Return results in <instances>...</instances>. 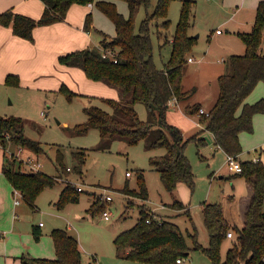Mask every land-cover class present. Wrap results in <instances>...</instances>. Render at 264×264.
<instances>
[{
  "label": "trees",
  "instance_id": "trees-1",
  "mask_svg": "<svg viewBox=\"0 0 264 264\" xmlns=\"http://www.w3.org/2000/svg\"><path fill=\"white\" fill-rule=\"evenodd\" d=\"M45 9L39 19L8 10L0 14V25L11 28L14 35L35 42L33 35L37 27L49 26L66 19L72 5L95 6L109 18L116 29V36L101 42V48H86L59 57V63L68 67L79 68L86 77L101 82L118 92V100H103L112 109L111 112L98 106L87 107L84 112L87 121L78 125L75 132L86 134L90 130H98L103 141L101 150H108L116 140L132 146L145 141L147 150H161L163 155L150 160L151 167L158 171L161 181L170 193H174L178 185L183 183L191 189L195 187V174L192 165L185 155L190 141L198 147L205 142L196 137L186 138L182 130L172 125L167 119L171 106L170 101L186 100L191 93L183 91V73L197 39L189 35L194 0L182 2L180 18L175 32L169 36L171 20L169 16L170 0H158L155 10L148 11L152 0H122L127 4L128 17L118 9L116 0H42ZM146 9V18L138 28L136 19L140 9ZM157 23V36L163 46H171V55L163 69L154 61V43L152 26ZM92 14L87 15L85 30H92ZM237 35L245 45L243 55H231L228 59L227 73L219 77V94L215 105L200 114L199 104L188 105L185 113L189 116L199 115L204 130L212 133L216 145L227 155L236 158L242 153L241 133L254 131L255 116L264 113V99L248 103L247 98L259 82L264 83V0L257 8L253 30L249 33L238 32ZM225 63V61H224ZM6 84L11 87L20 86V78L10 75ZM60 92L68 99L83 96L63 85ZM144 105L147 110L146 121L140 119L137 106ZM25 120L21 117H0V140L3 146V174L12 187L21 193L22 199L34 208L37 198L46 189L59 182L60 177L50 176L41 170H21L13 155L7 154L8 146L18 150H27L36 156L44 153L41 143L29 139L25 135ZM56 162L61 169L71 170L63 165L64 154L57 151ZM257 152L258 162L254 160L240 161L242 172L229 176L230 179L242 177L249 186L251 198L244 211L243 225H232L225 218L223 206L219 203H203L202 214L209 234V246L203 247L197 240V229L190 234L194 241V250H201L212 264H264V151ZM45 154V153H44ZM74 170L81 173L87 160L85 151L71 152ZM238 159V158H237ZM138 189L133 190L129 184L121 190L128 197L146 202L149 193L145 184L143 171H138ZM81 192L75 185L66 183L56 205L63 208L70 203L80 201ZM89 213L101 212L104 205L93 199ZM177 210L188 207L176 200L172 204ZM140 219L129 230L119 233L114 244L117 253L129 260L141 261L144 264H179L178 260L190 256V248L181 228L152 213L148 208L140 209ZM103 214V212H102ZM233 232L235 240L223 261L221 249ZM36 241L42 235L39 227L33 228ZM51 237L54 242L56 259H38L22 256L24 264H81L82 252L76 237L67 231L55 229ZM180 262V263H181Z\"/></svg>",
  "mask_w": 264,
  "mask_h": 264
},
{
  "label": "rangeland",
  "instance_id": "rangeland-1",
  "mask_svg": "<svg viewBox=\"0 0 264 264\" xmlns=\"http://www.w3.org/2000/svg\"><path fill=\"white\" fill-rule=\"evenodd\" d=\"M116 1L120 11H125L127 15V4L122 0ZM183 1L170 0L168 19L171 20V27L168 32L169 36L175 32ZM194 1L195 6L192 10L194 27L191 34L197 39V42L190 56L196 55L194 57L197 60L202 59V61H195L193 64L187 63L186 66L192 71L195 70L194 77L196 76V78L192 85L198 86L197 96L192 98L191 105L197 103L205 105L206 101H212L215 91H219L217 76L223 72L227 73L229 56L223 57V55L226 51L240 50L237 47L238 41L241 45L243 42L240 38V40L237 38V41L234 36H228L235 29L233 23L216 26L218 24H213L212 21L218 20V16L210 17L208 20L204 17L205 12L206 15L213 13L211 8L218 0ZM157 3L158 0H152L148 9L150 13L155 10ZM229 8L230 6L227 8L228 12L230 11ZM145 18L146 9L142 7L136 19L137 31ZM107 22L111 27L113 26L109 18L101 14V18L96 21V24L104 27ZM217 27L227 37H223L221 41H209L207 35L213 28ZM108 31L111 34L114 32L111 29ZM163 36L164 33H162V40L160 41L157 36V23L154 22L152 26L153 57L160 69L165 67L171 55V46L169 44L163 46L162 42L169 37ZM108 38L110 39V37ZM224 46L227 49L232 48L227 50L224 49ZM243 53L245 52L242 51L241 54L243 55ZM262 54L264 55V42ZM223 59L225 63H222ZM188 80L185 77L187 83L190 82ZM101 92L98 91V95H83L68 99L60 91L30 95L26 92L21 93L11 86L0 90V117L8 116L10 111H21V113L26 114V117H22L25 120V135L29 139L40 142L45 153L36 156L30 151H20L16 147L9 148L8 146L6 149L8 156L12 158L11 151L14 152L18 165L19 163L21 165L23 160L22 165L19 166L21 170H41L50 176L60 177L58 183L51 188H46L39 195L35 208H31L20 200L22 230L20 236L23 239V244L27 245V249L31 248L32 250L27 254V257L54 258L51 234L53 230L61 229L78 240L82 252L81 264H144L141 261L123 258L121 253L118 254L114 239L119 233L132 229L137 224L140 219V209L145 207L150 209L157 218L175 223L181 228L191 250L190 256L183 258L180 264H212L201 250H194V241L190 234H194L196 228L198 243L207 248L209 246V234L202 214L203 203H219L225 207L227 201L234 203V198L237 203L240 200H247L250 189L245 179L242 177L230 179L229 176L234 175V173H231L226 165L227 156L222 150L214 147L211 133L203 131L204 128L200 123L196 120L193 122L185 116L182 110L189 104L184 102L185 106L182 105V110L177 107L168 110V121L180 128L186 138L194 136L199 140L197 132H201V137L205 139L206 144L198 147L194 141H190L185 149V155L195 174L194 189L181 183L174 193H170L164 187L160 173L150 165V160L163 155V151L147 150L145 141L130 146L121 140L114 141L108 150H101L99 146L103 147V141L98 130L92 129L86 134H78L74 131L78 125L87 121L84 112L87 107L98 106L109 112L112 111L103 100L114 99L99 96ZM136 109L140 119L146 121L148 114L145 106L140 104ZM42 112L45 115L47 113L46 118L41 117ZM246 136H249V142H245L243 145L241 157L238 158L241 161L254 160L257 157L255 149L258 148L257 150L260 152V146L264 147L263 144L256 146L257 141L262 137L257 131L247 133ZM0 147L2 148V145ZM78 150L85 151L87 154L86 164L81 173H76L74 170L75 163L71 156L72 151ZM57 151L60 152L59 155L64 154L63 165L71 167V170L59 167L56 162ZM139 170L143 171L149 193V199L146 202L128 197L121 192L127 184L133 190L138 189L137 174ZM127 173L131 175L127 177ZM221 177L224 178L221 179ZM67 182L75 185L77 191L79 187L82 188L80 202L70 203L59 208L56 203L60 198L61 189L65 187ZM107 195L112 196L113 201L108 202ZM16 199L15 196L14 200ZM93 199H98L104 205L99 214L93 215L88 212ZM176 200L187 205L189 212L185 213V210L173 208L172 204ZM236 205H232V207L237 209ZM106 210L112 213L110 221H105L102 218V212ZM233 211L226 210L228 215H234ZM242 219L244 220V214ZM234 222L236 221L234 220ZM40 223L43 224L41 228L42 237H40L41 241L36 243L32 227ZM229 223L232 224L231 221ZM8 238L0 239V264H5L2 255L5 253V247L7 246L10 250L15 243L13 238L11 241H8ZM231 240L228 239L222 246L221 257L223 261L233 246Z\"/></svg>",
  "mask_w": 264,
  "mask_h": 264
},
{
  "label": "crops",
  "instance_id": "crops-1",
  "mask_svg": "<svg viewBox=\"0 0 264 264\" xmlns=\"http://www.w3.org/2000/svg\"><path fill=\"white\" fill-rule=\"evenodd\" d=\"M261 1L263 0H218L217 3L211 8V11H213V13L206 15L205 12L204 17L208 20L210 17L218 16V20L215 21L212 19L213 24H218L216 26H222V25L225 26L233 23L235 29L228 36H234L236 39L237 38L239 39L237 35L238 32L249 33L253 30L256 14H257V8ZM229 6H230L229 8L230 11L228 12L227 8ZM44 9H45V4L42 0H0V14L8 10H12L16 13L26 15L34 19H39L43 14ZM121 13H123L126 17H128L129 14L128 10H127V15L125 11ZM89 14H92L94 22L92 24V30L87 32L85 30V21L87 15ZM101 14L103 13L95 6V4L72 5L64 21L49 26L37 27L33 32L35 38L34 43H31L28 40H25L23 38L14 35L13 30L11 28L0 25V90L5 89L6 87H10L7 86L6 79L8 76L13 75V76H18L20 78V86L13 88L17 89L21 93L26 92L30 95H34V94H43V93L47 94L52 91L59 92L62 86L66 85L73 92H76L77 94L80 95H84V96L98 95L97 94L98 91H102L101 95L99 96H102L103 98H111L114 100H118L119 98L118 92L115 89L107 86L104 83L95 82L88 79L84 71L79 68L61 65L58 61L59 57L77 50L94 48V47L101 48V42L105 38L107 39L108 37H110L111 39L114 36H116V29L112 22H111L113 24L112 27L108 22L104 24V27L97 26L96 21L99 18H101ZM193 27H194V20L192 18L191 28L189 30L190 36H193V34H191ZM110 29L114 30L113 34H111L108 31ZM218 30H220L219 27L213 28L212 31L207 35L209 41H213V40L221 41L223 37H227V35H225L224 32L218 34L217 33ZM242 45L238 41L237 47L240 50L234 52L226 51L223 57L224 56L228 57L237 54L242 55L241 54L242 51L245 52L246 50L244 43H242ZM225 48L227 49V47L224 46V49ZM231 48L232 47L228 48L227 50ZM194 56L196 55H193V57L192 56L189 57V59L192 58L194 61L193 62L188 61V64H193L195 61H200V60L202 61V59L197 60L196 57ZM222 63H224V59L222 60ZM194 71L195 70L192 71L191 69H188V66H186L183 73V81H184L183 91L189 92L191 93V95L182 102L177 101V103L172 104L169 107V110L172 107H177L182 110L183 107L185 106V103L191 105L192 98L197 96L198 86L196 84L192 85L194 79L196 78V76L194 77L195 75ZM222 74L223 73L217 76V84H218V79ZM185 77H187V79H189L188 81L190 82L187 83L185 81ZM218 94L219 91L217 92L215 91L212 101H206L204 103L206 106L202 105L201 103H197V104L201 106V109L205 111H209L215 105L218 98ZM263 96H264V83L259 82L252 91V93L247 98V102L254 103L259 99L264 98ZM208 105H210V107H207ZM184 109L182 111L184 112L186 117H188L193 122H195L196 120L198 123H200L199 115L189 116L185 113ZM46 115L43 112L41 113V117L46 118ZM10 116H17L22 118L23 116L26 117L27 115L21 113V111H10L9 115L6 117H10ZM198 123L197 126L199 127ZM201 125L203 126V128H205L203 124ZM253 125H254V131L255 132L257 131V133L262 136L257 141L258 143L256 146H260L261 144L264 145V113L255 116ZM197 134H199L198 138L203 140V142H205V139L201 137V132H197ZM246 135L247 133L240 134V141L242 144V148L245 142L247 143L249 142L248 140L249 136ZM211 137L213 140L214 147L218 150H222L216 145L212 133H211ZM257 149H255V151H258ZM260 149L264 151V147L260 146ZM225 155L227 156L226 153ZM3 157H4V153L0 149V236L2 235V238L0 239L4 240L5 237H9L8 241H11V238H13L15 243L10 250L6 246L5 253H3L2 255L5 259V264H24L20 260V258L24 255L27 256L28 253L32 252V250L31 248L27 249L28 248L27 245L23 244V239L20 236L22 235L21 220H20L21 215L19 209L20 203L17 205L15 204L14 197L16 190L12 187L10 182L7 180L6 176L3 174L2 171ZM240 157L241 154L237 158ZM222 178L224 177H221V179ZM63 189L64 187L61 189V192L63 191ZM250 198H251V193L249 192L248 198L245 201L240 200L237 203L235 198H234V203H230L229 201H227L226 206L225 207L223 206L225 218L231 221L233 225H238L241 227L244 221L242 219L243 214L247 205L249 204ZM20 200L23 203H26L22 198L19 199V201ZM232 205H236L238 208L234 209ZM185 206L188 207L187 205ZM226 210L228 211L234 210L233 211L234 215H228ZM234 220L236 222H234ZM34 227H39L42 233L41 228L43 226H41V223L39 225H33L32 233ZM40 241L41 240H39L38 242L36 241V243H39ZM51 241L55 253L54 258L51 259H47L43 257H32V258L47 259V260L56 259V252L52 237H51ZM24 248L26 249L24 250Z\"/></svg>",
  "mask_w": 264,
  "mask_h": 264
},
{
  "label": "built area",
  "instance_id": "built-area-1",
  "mask_svg": "<svg viewBox=\"0 0 264 264\" xmlns=\"http://www.w3.org/2000/svg\"><path fill=\"white\" fill-rule=\"evenodd\" d=\"M217 33L220 34L221 31L218 30ZM193 61H194V60H193L192 58L189 59V62H193ZM175 103H177V99H176V98H174V99H172V100L170 101V104H171V105H172V104H175ZM200 114H207V112H206L205 110L201 109V110H200ZM0 146H1V143H0ZM0 149L3 151V150H4V149H3V146H2V148L0 147ZM258 161H259V158L256 157V158L254 159V162H258ZM226 165H227V167L229 168V171H230L231 173L239 174V173L242 172V165H241L240 161H239L235 156L227 155V158H226ZM130 175H131L130 173H127V176H130ZM78 191L82 192V188L79 187V188H78ZM15 196L17 197V199L15 200V204L17 205V204L20 203L19 199L22 198V197H21V193H20L19 191L16 190ZM106 199H107L108 202H109V201H113V198H112V196H110V195H107V196H106ZM102 218H103L105 221H110L111 218H112V213H111L110 211H107V210H106V211L103 212V214H102ZM41 226H43L42 223H41ZM227 236H228L229 239H233V238H234V233H233V232H229ZM180 262H181V260H178V263H180Z\"/></svg>",
  "mask_w": 264,
  "mask_h": 264
},
{
  "label": "water",
  "instance_id": "water-1",
  "mask_svg": "<svg viewBox=\"0 0 264 264\" xmlns=\"http://www.w3.org/2000/svg\"><path fill=\"white\" fill-rule=\"evenodd\" d=\"M198 37V36H197Z\"/></svg>",
  "mask_w": 264,
  "mask_h": 264
}]
</instances>
